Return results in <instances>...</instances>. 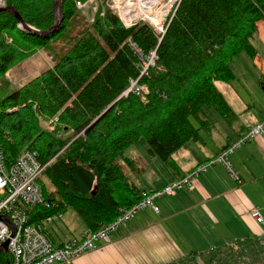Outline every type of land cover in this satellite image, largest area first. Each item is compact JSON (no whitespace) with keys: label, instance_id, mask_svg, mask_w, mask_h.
<instances>
[{"label":"trees","instance_id":"16d2710c","mask_svg":"<svg viewBox=\"0 0 264 264\" xmlns=\"http://www.w3.org/2000/svg\"><path fill=\"white\" fill-rule=\"evenodd\" d=\"M5 1L34 30L56 24L54 0ZM62 10L64 21L48 36L23 30L14 14L0 13V82L31 51L50 48L75 16L76 0H63ZM262 19L264 0H181L160 39L144 23L126 29L108 10L53 69L0 96V147L7 165L27 150L37 152L42 164L53 160L43 178L55 192L40 181L48 207H37L30 223L74 209L84 227L97 232L121 209L151 194L139 183L142 169L125 156L129 148L144 139L149 153L175 170L174 155L203 141L202 133L211 134L215 115L232 125L237 116L217 83L235 80L232 65L241 54L255 58L252 40ZM129 39L144 56L153 50L158 55L144 75ZM132 80L137 88L124 97ZM142 86L149 90L147 104L141 100ZM70 102L73 109L66 107ZM64 108L57 130L64 124L66 133L39 126V114L54 118ZM80 133L85 137L74 139ZM4 258L0 264H10ZM169 264H264V244L255 236L236 239Z\"/></svg>","mask_w":264,"mask_h":264},{"label":"crops","instance_id":"0c3cea01","mask_svg":"<svg viewBox=\"0 0 264 264\" xmlns=\"http://www.w3.org/2000/svg\"><path fill=\"white\" fill-rule=\"evenodd\" d=\"M257 28L260 31L252 40L256 47L255 58L242 56L238 61L244 66L245 57L252 61L262 77L260 84L264 90V19L258 22ZM217 88L234 110L238 127L221 118L229 126L228 130L220 127L217 121L218 130L212 135L204 133L203 141L189 143L174 155L175 170L167 166L163 177H157L149 167V175L143 173L140 182L152 194L199 166L206 165V170L192 180L190 187L174 195L155 198L158 214L152 209L140 212L110 241L101 242L97 250L85 253L73 264H166L192 252L219 248L236 239L255 236L264 244V222L258 223L251 216L255 208L264 216V139L257 137L226 156L239 180L234 179L223 163L211 165L264 120V109L250 113V105L232 84L217 83ZM243 114L246 115L242 117Z\"/></svg>","mask_w":264,"mask_h":264},{"label":"built area","instance_id":"2783aa9c","mask_svg":"<svg viewBox=\"0 0 264 264\" xmlns=\"http://www.w3.org/2000/svg\"><path fill=\"white\" fill-rule=\"evenodd\" d=\"M87 3L76 0V4L85 8ZM113 4L115 14L123 22L126 29L135 27L140 23L150 25L154 31L161 35L165 33V25L173 18L181 0H107ZM170 4V8L163 17L161 24L153 23V20L161 16L165 9L163 5ZM12 41L11 39L9 40ZM134 52L140 54V49L133 47ZM152 57L144 59L145 66L142 68L144 75L150 67L156 65L158 55L151 53ZM143 58V56H141ZM143 61V59H142ZM143 65V64H142ZM135 83L132 84V89ZM257 137L264 139V120L252 127L246 135L234 145L230 151L224 152L216 158L211 165L223 163L231 172L235 180L239 175L232 169L226 156L237 150L246 142ZM53 162L42 164L38 159V153L34 151L22 152L16 162L7 165L3 151L0 147V248L8 243L7 254L11 257L10 264H72L74 260L84 253L95 251L101 242L110 241L112 235L127 222L132 220L138 213L152 209L159 213V208L154 204L155 198L166 195H174L184 187H190L192 180L199 173L206 170V165L199 166L196 170L178 180L174 184L164 187L158 192L147 195L139 204L122 211L117 221L108 225L99 233L85 232L82 238L68 240L60 246H56L45 232L44 226L39 223H30L33 211L45 204L40 181ZM251 216L258 222H264L262 212L255 208ZM52 218H48L47 225L51 224Z\"/></svg>","mask_w":264,"mask_h":264},{"label":"rangeland","instance_id":"374dc122","mask_svg":"<svg viewBox=\"0 0 264 264\" xmlns=\"http://www.w3.org/2000/svg\"><path fill=\"white\" fill-rule=\"evenodd\" d=\"M57 1L59 4L60 3L62 4L63 0H57ZM87 1L88 0L81 1V2L87 3ZM76 6H77V11H76L75 16L68 23H66V28L64 29L63 33L60 34L58 37L52 39L49 42L50 48L31 51L30 54L26 55V57L25 56L23 57L24 60L19 61L15 65V67H13L4 76H2V79L0 82V96H2V97L8 96L13 91H18L23 86L29 84V82H32V81L39 79L42 76V74L44 72H46L47 70L53 69L55 67L54 65L66 53H68V51L73 46V44L74 43L76 44L80 40L79 39L80 34L85 29H87L90 25L95 23V20L98 16H104L106 11L109 10L112 12V14L115 17H117L120 20V18L115 14V12L113 10V7H112L113 4L107 0H93L92 2H88L87 6L85 8H81V6H78L77 4H76ZM5 7H9L6 5V1L0 0V8H5ZM120 22L123 24V22L121 20H120ZM20 24L18 26L19 28H20ZM257 27H258V25H257ZM167 28H168V23L165 25V33H166ZM23 30H25V29H23ZM259 31H260V28L259 29L257 28L255 35H257ZM165 33L163 35H161L157 32V35L160 36V39H161L165 35ZM62 36H63V38L61 39ZM127 43L132 48L133 47L139 48L136 45V43H134L131 39H129L127 41ZM252 45H253V43H252ZM28 47H30V46H28ZM253 47L256 48L254 45H253ZM152 52H156V51L155 50L151 51L148 56H144L141 52V49H140V54L135 52L136 54H138L140 56V58H141V56H143V58H141V60L143 59L142 64L145 68H146V66H145L144 59H147L150 56L152 57V55H151ZM242 56H248L250 59H252V60L254 59V58L250 57L248 54H241L237 58L236 62L232 65V68H233V71L235 72L236 78L231 84L234 85L235 89L243 97L245 103L250 105V107H251L250 113L261 112L264 109V90L260 84L262 77L259 75V73L255 69V67L252 65V61L250 59L245 57L246 62H247L245 66L242 64V61H238ZM157 61H158V59H157ZM141 75H142V73H141ZM133 83H135V86L133 87V90L130 92V90L132 89ZM136 88H137V81L132 80L130 87L124 92L123 96L127 97L130 93L135 92ZM140 89L143 92L141 100L143 103L147 104V95L149 93V90L146 86H142V87H140ZM66 107L73 109V104L70 102L66 105ZM65 108L62 109L54 118H53V116H51L52 118L51 117L49 118V117H46V116L39 114V118H38L39 119V126L43 129L47 130V131L56 132L57 135H59V136L63 135L64 131L66 133L65 128H67V127L64 124H62L63 127H61L60 130H57V128H58L57 124L59 123V116L61 115V112L63 110H65ZM250 113L247 114V117L250 115ZM245 115L246 114H243L242 117H244ZM215 117H216V121L220 122V127L224 128L225 130L229 129V126L227 124H225L226 122L221 121V117H217L216 115H215ZM217 126H218V123L216 124L214 131L218 130ZM233 126H235V128H237L238 122H234ZM70 131L72 132L73 130H70ZM214 131H212V133L209 135H212ZM202 135H203V133H202ZM81 137H85V134L80 133L74 139H78ZM215 138H211V139L213 141H215ZM242 138H239V140H237L236 142L240 141ZM211 139H208V141H212ZM125 156H126V158L133 161V164L135 165L136 169L137 168L142 169V174L147 173L149 175V172H148L149 167H151L152 171L154 172L153 176L157 175V177H160L164 174V169L168 170L167 166L164 163H162L157 157L152 156L149 153L148 143L144 139H141L133 147L129 148L126 151ZM138 173L140 174V171ZM135 176H137L136 172H135ZM143 177H144V174H143ZM43 182L47 186V190L49 189V191L55 192V188H53L52 185L47 180H45V177L43 178ZM139 183L143 185V182L139 181ZM58 197L61 198V196L59 194H58ZM45 200H46V198H45ZM139 203H137V204H139ZM137 204H135L134 206H136ZM40 207L47 208L48 202H45V204H43ZM122 211H124V209H121L120 215H121V213H123ZM120 215L112 223H110L108 225L114 224L117 221V219L120 217ZM137 215L134 218H136ZM48 218H52V222L49 225H47ZM132 220H130V221H132ZM129 222H127L126 225ZM39 224L44 226L46 234L48 235V237H50L51 241L56 246H60L63 243L67 242L68 240H71L74 238L79 237V239H80L84 236V233L87 231L90 233H99V232L103 231L108 226V225H105L101 230H99L97 232H91L84 227L83 223L81 222L80 218H78L74 209H70L65 214H61V215L58 214V215H54V216L45 217L42 220H40ZM126 225H124V226H126ZM124 226L120 227L118 230H120ZM116 232L112 235V238L116 234ZM59 242H62V243H59ZM84 254H82L81 256H83ZM1 255L2 256L4 255V257H5L3 260H5L7 262L11 261V257H9L7 254L4 253V254H0V256ZM81 256L77 257L75 260H77ZM185 256H183V257H185ZM183 257H181V258H183ZM174 261H176V260H173L171 262H174ZM171 262H168L166 264H169Z\"/></svg>","mask_w":264,"mask_h":264},{"label":"water","instance_id":"95a60500","mask_svg":"<svg viewBox=\"0 0 264 264\" xmlns=\"http://www.w3.org/2000/svg\"><path fill=\"white\" fill-rule=\"evenodd\" d=\"M3 12H10V13L14 14L21 21V25L24 27V29H26L29 32H32L36 35H39V36H48V34H51L55 31H57L59 29V27L61 26L62 21L64 20L62 4L61 3L59 4L57 0H54V14H55V17L57 19L56 24L48 31H43V32L37 31V30H34L31 27L27 26L24 23V21L22 20V18L20 17L19 13L13 7L0 8V13H3ZM7 249H8V243H6L3 246V248H0V254L3 250L7 251Z\"/></svg>","mask_w":264,"mask_h":264},{"label":"bare ground","instance_id":"6f19581e","mask_svg":"<svg viewBox=\"0 0 264 264\" xmlns=\"http://www.w3.org/2000/svg\"><path fill=\"white\" fill-rule=\"evenodd\" d=\"M163 8H165V9L162 11L161 16L155 18V19L153 20V23H155V24H161V23H162L163 17L165 16V14L167 13V11H168L169 8H170V4L163 5Z\"/></svg>","mask_w":264,"mask_h":264}]
</instances>
